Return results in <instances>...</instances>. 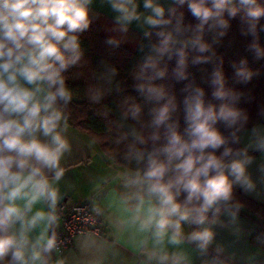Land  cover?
<instances>
[{"label": "clouds", "instance_id": "obj_1", "mask_svg": "<svg viewBox=\"0 0 264 264\" xmlns=\"http://www.w3.org/2000/svg\"><path fill=\"white\" fill-rule=\"evenodd\" d=\"M104 2L115 13L113 31L126 35L136 24L149 39L148 52L134 66L132 77L135 91L152 105L151 119L143 123L142 105L126 98L121 120L136 121L140 127L129 125L116 141L128 142L125 158L136 164L120 178L129 190L126 202L135 201L130 223L146 237L136 244L141 264H190L181 246L188 243L201 255L208 254L214 241L208 225L216 222L210 216L223 207L236 221L239 205L233 203V186L246 193L256 191L248 172L254 161L249 153H264V127L247 128L249 116L237 107L242 93L226 86L218 66L211 79L212 98L218 103L206 102L203 88L192 81L182 89L181 131L174 118L180 106L161 81L169 76L168 62L174 58L171 77L177 82L189 79V50L198 53L192 64L210 63L214 53L204 55L211 52L205 33H213L218 41L237 16L242 33L254 38L249 48L255 59L264 58L259 44L264 4L171 0L165 7L161 0H143L141 11L138 0ZM92 4L93 0H0V264H65L57 232L59 185L66 173L63 161L72 152L68 106L74 95L64 74L83 60L79 37L90 27ZM185 5L197 23H185ZM107 43L119 46L120 40L113 37ZM233 67L237 83H248L256 74L244 59ZM116 74L111 68L101 78L111 84ZM103 96L99 88L90 90L93 103ZM243 136L247 143L233 148ZM184 224L196 228L185 236ZM222 252L218 246L210 264H222Z\"/></svg>", "mask_w": 264, "mask_h": 264}, {"label": "trees", "instance_id": "obj_2", "mask_svg": "<svg viewBox=\"0 0 264 264\" xmlns=\"http://www.w3.org/2000/svg\"><path fill=\"white\" fill-rule=\"evenodd\" d=\"M181 10L184 12L185 23H197L186 5ZM229 23L230 27L226 34L218 41H214L211 32H206L204 35V41L211 46V52L204 55L214 53L210 63L192 64L193 57L198 53L189 50L188 80L175 81L171 77V71L175 67V58L168 62L169 76L161 83L167 84L176 96L180 108L174 118L179 120L181 131L185 127L182 107L185 93L182 89L192 81L196 86L203 88L206 102L218 103L213 101L214 89L211 84L212 73L218 66L221 67L225 76L226 86L242 93L237 107L247 112L249 116L247 128L253 127L261 119L264 110V58L255 59V53L249 48L254 38L242 33L240 16L231 19ZM260 24L264 25V18L261 19ZM110 38L113 36L105 35L101 25L96 21H91L89 29L79 37L84 50L83 60L79 66L70 68L64 74L66 84L74 95L68 106V125L76 133L89 138L109 162L125 169L135 168V162H130L125 158L128 142L117 143L116 141L118 134L127 131L129 125L140 127L136 121L121 120L126 98L132 97L142 105L141 121L143 123L151 119L149 109L152 105L146 103L135 91L133 87L135 81L132 77L134 66L139 64L148 52L149 39L141 35L134 46L121 41L119 46H114L107 43ZM151 40L156 41L155 35ZM259 44L264 47V31H259ZM242 59L247 60L249 68L256 73L248 83H237L236 81L233 64L238 65ZM111 68H115L117 74L109 84L107 79H102L101 76ZM96 88L104 92L103 99L99 103H93L89 98L90 90ZM121 124L123 127H120ZM218 127L224 135L229 134L223 125H218ZM231 146L242 148L240 144ZM220 151L223 149L219 150L217 155ZM233 203L239 205L237 213L250 216L264 226V205L244 195L236 188H233ZM222 210H224L223 207ZM194 227L196 228L195 225ZM209 251L213 253L212 250Z\"/></svg>", "mask_w": 264, "mask_h": 264}, {"label": "crops", "instance_id": "obj_3", "mask_svg": "<svg viewBox=\"0 0 264 264\" xmlns=\"http://www.w3.org/2000/svg\"><path fill=\"white\" fill-rule=\"evenodd\" d=\"M260 2L264 4V0ZM138 3L143 11V0ZM161 3L168 7L171 0H161ZM89 15L91 21L101 25L105 35L116 37L125 44L134 46L143 35V30L136 24L130 26L126 35L113 31L115 13L104 0H93ZM257 125L264 127V114L254 126ZM68 138L72 152L63 161L66 173L59 185L61 202L68 198L95 204L100 209L104 235H78L70 248L59 253L60 258L65 264H141L143 258L136 244L146 237L130 223L135 201L126 202L129 190L123 187L120 178L127 169L109 162L89 138L70 128ZM247 140V136H243L240 146L243 147ZM249 154L254 157L248 172L257 184L256 191L246 193L236 185L233 188L264 205V153L250 150ZM212 219L216 222L208 225L214 233L209 250L214 254L208 250L206 256L201 255L194 245L185 243L181 248L189 256L190 264H210L217 256L218 246L223 248L219 255L222 264H264V226L261 222L240 213L233 222L224 210L210 221ZM182 228L185 236L195 230L194 225L188 224ZM169 250H172L171 246Z\"/></svg>", "mask_w": 264, "mask_h": 264}, {"label": "built area", "instance_id": "obj_4", "mask_svg": "<svg viewBox=\"0 0 264 264\" xmlns=\"http://www.w3.org/2000/svg\"><path fill=\"white\" fill-rule=\"evenodd\" d=\"M60 209L61 223L57 229L60 252L70 248L78 235H104L100 209L95 204L66 198L60 203Z\"/></svg>", "mask_w": 264, "mask_h": 264}]
</instances>
